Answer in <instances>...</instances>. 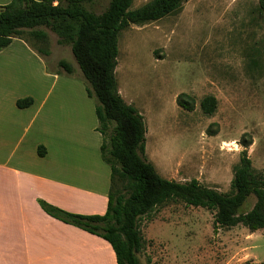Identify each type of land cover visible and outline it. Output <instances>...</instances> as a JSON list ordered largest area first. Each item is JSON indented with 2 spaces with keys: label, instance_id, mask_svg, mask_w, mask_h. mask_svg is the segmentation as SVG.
<instances>
[{
  "label": "rangeland",
  "instance_id": "374dc122",
  "mask_svg": "<svg viewBox=\"0 0 264 264\" xmlns=\"http://www.w3.org/2000/svg\"><path fill=\"white\" fill-rule=\"evenodd\" d=\"M9 1L0 0V5ZM151 1L132 0L129 10ZM108 3L94 0L86 8L100 14ZM39 30L46 33L45 42L27 31L20 38L46 55V73H65L58 66L64 61L73 71L66 78L86 89L70 48L59 45L49 30ZM117 41L118 94L142 116L145 158L161 178L196 180L228 193L240 152L248 145L253 172L264 180V15L258 0H184L157 22L131 25ZM26 66L18 60L12 71L18 77ZM60 85L47 79L50 99ZM208 97L215 99L211 115L200 108ZM87 100L95 106L94 99ZM178 100L190 109L180 107ZM113 191L124 194V184L117 181ZM254 203L249 197L239 213L249 212ZM213 214L175 201L141 218V263H264V230L251 233L240 225L216 230Z\"/></svg>",
  "mask_w": 264,
  "mask_h": 264
},
{
  "label": "trees",
  "instance_id": "16d2710c",
  "mask_svg": "<svg viewBox=\"0 0 264 264\" xmlns=\"http://www.w3.org/2000/svg\"><path fill=\"white\" fill-rule=\"evenodd\" d=\"M94 0H10L0 7V52L27 31L45 42L49 30L57 43L70 48L72 57L87 84L86 93L95 100L96 131L102 137L101 158L110 168L107 209L102 216H83L58 209L42 200L40 209L49 217L106 241L114 252L116 264H142L138 255L143 240L138 221L156 208L179 201L188 207L214 212L215 229L238 225L251 233L264 230V180L255 176L243 145L228 193L204 187L196 180L177 183L161 178L145 158L146 128L137 110L124 103L115 78L118 55L117 36L131 25L157 22L176 12L184 0H152L144 7L129 10L132 0H109L107 7L94 14L86 5ZM264 15V0H258ZM34 49V48H33ZM38 54L46 56L40 50ZM67 75L72 67L58 63ZM178 105L189 110L185 102ZM30 98L16 102L28 108ZM200 108L205 115L215 109V99L205 98ZM38 148V155H44ZM125 193L116 195V182ZM249 197L255 199L251 210L239 213ZM147 264H151L147 260ZM264 264V263H262Z\"/></svg>",
  "mask_w": 264,
  "mask_h": 264
},
{
  "label": "crops",
  "instance_id": "0c3cea01",
  "mask_svg": "<svg viewBox=\"0 0 264 264\" xmlns=\"http://www.w3.org/2000/svg\"><path fill=\"white\" fill-rule=\"evenodd\" d=\"M45 58L19 38L0 52V264H116L106 241L38 205L42 200L71 214L102 216L110 190L86 89L66 78L73 72L48 75ZM18 60L27 66L16 77ZM48 78L61 84L51 99ZM26 98L32 104L18 109L16 102Z\"/></svg>",
  "mask_w": 264,
  "mask_h": 264
}]
</instances>
